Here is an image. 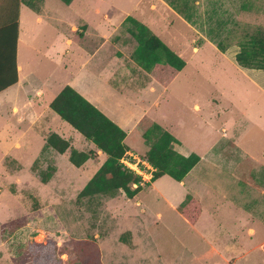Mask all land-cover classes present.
<instances>
[{"label": "rangeland", "instance_id": "374dc122", "mask_svg": "<svg viewBox=\"0 0 264 264\" xmlns=\"http://www.w3.org/2000/svg\"><path fill=\"white\" fill-rule=\"evenodd\" d=\"M103 1L105 5L110 3L109 0ZM128 1L115 0L114 3L123 10H129L136 1ZM213 1L198 0V5L190 10V15L194 16L199 9L206 8L205 18L201 17L204 26L200 31L209 40L197 38L183 26L178 28L181 38L175 45L168 42L170 34L169 39L165 37L163 42L176 54L183 55L182 59L188 65L173 82L170 89L173 99L168 103L159 101L161 108L171 110L166 118L168 122L157 119L153 123L163 129H173L172 136L191 148L192 143H199L190 133L194 130L190 120L199 114L207 121V126L196 118L194 121L196 132H200L202 138L207 131L209 135L205 139L212 142L216 139L214 143L219 147L233 141L231 132L225 127V119L232 111L225 108L226 93L228 86L240 83V76L210 49L209 44L218 47V44L237 43L249 36L264 38V0H217L224 7L227 5L228 9L219 14L208 9L210 5L213 7ZM88 2L92 6L91 3L98 0H72L68 5L60 0H43V6L48 11L45 15L43 13L42 20L47 18V26L43 27V44L39 48L43 51L45 46H50L56 29L80 28L88 21ZM149 3L150 0H141L136 10L142 9V14L135 13L134 7L129 20L149 18ZM241 4L245 6L244 12L239 9ZM93 19L96 21L97 17ZM190 21L194 24L192 19ZM127 23L113 35L111 42L119 39V47L125 42H132L131 54L137 41L122 34L128 25L130 29V22ZM131 27L137 32L135 25ZM146 29L152 35L156 33L155 26ZM105 32L109 34L110 31ZM185 41L187 48L183 43ZM193 45L198 46V55L192 54ZM90 51L77 41L63 57L22 49L20 62L25 73L29 74L28 85L0 94V264H226L221 259L226 256L224 245L239 243V240V244L248 241L244 240L246 234L232 236V230L235 231L234 217L238 215L246 220L248 213L254 226L264 219V196H260L256 188L245 192L242 198L237 194L229 198L220 196L222 192L229 191L231 185L226 172L205 176L202 174L204 170H198L197 174L192 171L184 179L183 187L170 177L163 176L153 184L144 182L132 199H127L121 191L113 197L77 198L104 157L89 159L77 168L66 155H59L49 148L46 139L51 133L71 138V145L73 143L79 152H88L93 147L90 141L62 121L49 108V103L70 79L86 73L84 62ZM107 52L105 65L101 68L107 73L103 94L107 91L112 96L104 98L103 102L109 111L122 112L129 106L134 107V101L140 103L144 98L138 97L135 88L127 87L132 81L134 84L139 80L135 86L142 84L144 77L135 71L137 63L133 58L110 62ZM181 84L190 86L192 92L188 93L201 94L203 103L210 95L216 96L218 115L210 120L209 110L198 113L184 108L178 99L181 98L180 93H186L179 87ZM195 85L199 91H193ZM41 88L44 92L42 97H38ZM140 104L145 106V103ZM13 107H16V113L12 111ZM139 134V129L131 130L125 144L141 156L150 149L153 141L145 140ZM205 139H202L201 145ZM82 141L88 146L80 147L78 143ZM197 175L204 186L201 182L196 183ZM261 177L264 179V171ZM185 191L198 198L202 206V214L195 227L190 226L170 205H175ZM211 191L218 194L212 198ZM216 207L217 215L214 214L213 218Z\"/></svg>", "mask_w": 264, "mask_h": 264}, {"label": "crops", "instance_id": "0c3cea01", "mask_svg": "<svg viewBox=\"0 0 264 264\" xmlns=\"http://www.w3.org/2000/svg\"><path fill=\"white\" fill-rule=\"evenodd\" d=\"M42 1L43 0H35L34 8H31L27 6V0H0V59L5 57V62L10 56L11 49V20L14 17L15 10H17V36L15 50L17 82L14 85L6 88L0 94L4 92H10L11 90L19 88L20 86L28 85L29 74L25 73L23 69L24 65L20 62L22 49H27L30 53H43L45 55L54 54L63 57L65 54H68L70 48L74 44V41H77L80 42L84 48L91 49L87 60L84 62L86 65V73L82 74L80 77L79 75L74 76L72 79H70V81H68V85L66 86L73 88L77 93H79L83 98L90 102L95 108H97L102 114H104L109 120H111L125 132L126 136L124 139V145L126 147L127 145L125 144V141L131 130L139 129V135L142 136L143 129L140 128L139 123L143 118H148L151 122H157V119L168 122L166 118L167 115L171 113V110L168 107L161 108L159 101H162V103H168L173 99V96L170 92L171 87L174 85L173 82L178 79V77H180L182 71L185 70L188 65L187 61L182 59L184 58L183 55L176 54L169 48L168 49L170 51L175 53L184 61L185 65L171 81V83H169L166 87L159 85L146 70L134 62L136 64L135 71H138L144 77V79L142 84L135 86L139 80L134 84L132 81L130 85H127V87L129 89L135 88L134 90L137 91L139 98H142L141 96L144 97L141 99L140 103H145V106H140V103L134 101V107L130 108L129 106L128 108L121 110L122 112H117L114 110L109 111L103 102L104 98L112 96V94L108 93L107 91L103 94V92L106 90L103 85H107V80L105 79V75L107 73H104L105 69H101L105 65V53L108 50L107 53L109 55L110 62L113 59H132L133 52L136 50L137 45H133L132 53L130 54L129 50L133 44L132 42H125L121 47H119V45H117L119 39H113L112 42L111 39L113 38V35L124 25L129 24L125 20L131 16L130 14L132 11L134 12V7L135 13L138 15L142 14V9L139 11L136 10V8H139L138 4L141 2V0H135V6L129 10H123L121 6H118L114 3L115 0H109L110 3L108 5H105L103 0H98L97 3L92 2V6H89L88 2V10H90L88 13L89 17L87 18L88 21L84 22L80 28L71 26L69 30L67 28L61 29V31L56 29V36L52 42H49L51 43L50 46H45L43 51L39 47L41 44H43L41 33L43 27L47 26V18L44 17L43 21L42 15L43 13L44 15L47 14L48 10L43 6ZM132 1L134 0H129L128 2L131 3ZM150 2L151 3L148 5L150 17H146L145 20H143L144 22L138 19L134 20L147 27L149 30L151 29V26H155L156 33L153 31L152 32L155 33L154 35H156V37L162 43L164 42L165 37H168L169 39L170 34L171 38L168 40V42L171 41L169 44L175 45V42L181 38V30L178 28H182L183 26L191 30V32L197 38L204 40L207 39L203 35L202 31H200L204 26V21H202L201 17L205 18L204 12L206 8H202V10H200L197 7L199 9L198 13L194 16L192 14L190 15L191 8L198 5V0H150ZM189 3H191L190 6H188ZM208 9L218 14L224 13L228 10L227 5L224 7L222 2L219 3L217 0L213 1V7L210 5L208 6ZM239 9L244 12L245 9L243 8V4L239 6ZM91 16L94 18L97 17V20L95 21ZM190 18L194 24H191ZM127 29H129V25L125 28L126 31H123L122 34L125 33V35L132 37L128 33ZM108 30L110 31L109 34H106L105 31ZM176 36H178L177 39ZM183 43L187 48L188 43L186 41ZM195 43L197 44L198 42L196 41ZM209 45H211L209 46L210 49L216 55H219V57L231 68H233V71L237 75L240 76V83L234 86H228L226 93L227 99L225 108L228 111L232 109V111H230L225 119V127L231 132L233 141L227 143L225 146L221 145L219 147V144L214 143L216 139H214L213 142L211 139H205V137L209 135L207 131H205L204 137L202 138V134L200 135V132H196V125L194 124V121L196 118L199 123L203 122L206 126L207 121L203 120L201 114H199L190 120L194 126V130L190 133L192 134L193 139L198 141L199 145L192 143L193 148H191V146L187 143L179 141L176 137H174L178 143L174 144L173 148L177 153L183 156L196 154L199 157V162L186 177H188L192 171H195L197 174L198 170H204L202 174L205 176H214L215 174H213V172L218 174L226 172L225 175L228 176L227 178L231 185L229 187V191L227 190L225 193L222 192V195L219 194L222 198H229L231 195L235 194L242 198V195H245V192L249 193L251 188H256L255 190L258 192V194L260 196H264V179L261 177L262 172L264 171V71L248 69L239 66L235 60V56L239 52V47L235 42L228 44L225 47V51L219 50L215 44L213 45L211 43ZM121 48H123V51H121ZM114 51H116L115 55H113ZM191 52L194 55H198V46L193 45ZM7 69L8 68L5 65L6 81L9 79V72ZM178 84L175 85L176 88ZM179 87H181L183 91L186 90V93H180L181 98H178L184 108L191 109L192 111L198 113L209 110L210 120L218 115L219 103L216 101V96L213 97L210 95L209 99L203 103L201 94L196 95L195 93H188L192 92V90L189 88L190 86L181 84ZM196 87L197 86L195 85V89L193 90L194 92H196V90L199 91L196 89ZM61 90L62 88L57 92L55 90L56 95ZM38 91L41 93H38V97H42L44 92L43 88ZM56 95H54L53 99ZM147 95L148 97L146 98L145 96ZM147 99H150L148 100L149 102L146 101ZM16 110V107H13L12 111H15L16 113ZM234 112L236 113L235 115ZM164 130L171 134L173 129L166 127ZM63 139H68V142L71 145V138ZM202 139H205L203 145H201ZM77 142H79V140H77ZM239 142H241V144H239ZM83 143L86 142L82 141L78 144L80 147L85 145L88 146L87 144L84 145ZM202 146H204V148ZM72 148L75 149L74 145ZM89 151L95 152V157L93 159L103 156V162L105 161L106 156L100 151L96 150L94 145ZM127 152L135 151L128 148ZM184 179L182 182H179L181 187L184 186ZM195 180L197 184L198 182H201L198 175L195 176ZM153 183L155 182H152V184ZM200 184L204 186L202 182ZM211 192L213 193L212 198H214V194H218L217 191ZM187 195L190 194H187V191H185L179 197L180 199L175 205H170L178 212V206L183 202ZM192 197L197 199L200 203L198 198L195 196ZM227 203L230 202L227 201ZM213 211V216L214 214L217 215L218 207H216V209ZM239 211L240 210L238 209V212ZM201 214L202 206L199 218ZM182 218L186 221L184 217ZM213 218H215V216ZM249 219L250 215L248 213L246 220H244L243 217H238V215L234 217L235 231L232 230V236L242 237L243 234H246L244 240L248 239V241L243 242V244H239L241 243L239 240L237 241L239 243H228L224 245L226 256H222L221 259L226 264H237L238 262H242V264H264V219L257 221L256 226L251 225ZM197 222L194 225H191L188 222L187 223L190 226L195 227Z\"/></svg>", "mask_w": 264, "mask_h": 264}, {"label": "trees", "instance_id": "16d2710c", "mask_svg": "<svg viewBox=\"0 0 264 264\" xmlns=\"http://www.w3.org/2000/svg\"><path fill=\"white\" fill-rule=\"evenodd\" d=\"M60 1L68 5L72 0ZM34 2L35 0H27V6L34 8ZM243 8L245 9L244 4ZM16 21L17 10H15L11 20L10 56L6 62L5 57L0 59V93L17 82ZM125 21L130 22L131 26L137 27V32L131 26V29H127L128 33L137 41V48L133 52L132 58L159 85L166 87L183 69L184 61L170 51L155 35H152L145 26L132 19L129 20V18ZM227 45L218 44V48L225 51ZM237 46L239 52L236 54L235 60L239 66L264 71L263 37L260 35L249 36L245 40L238 41ZM5 65L9 72L8 81L5 80ZM49 108L62 121L90 141L96 150L106 156L105 161L79 192L78 199L96 196L113 197L119 191L123 192L128 199H132L142 189L139 186L141 178L131 171L123 169L119 164V160L128 151L124 145L126 134L122 129L70 86L62 88L50 102ZM139 126L143 129L142 137L145 140L153 141L146 154L140 156L154 169L151 182L163 176H168L176 182H182L199 162V157L196 154L183 156L177 153L173 148V145L178 143L177 140L168 131L151 122L148 118H143ZM46 145L60 155H67L68 161L77 168L95 157L94 151L79 152L56 133L47 137ZM133 184L137 185L135 189L132 188ZM177 209L180 215L191 225L197 222L201 213L200 203L190 195L185 197ZM41 248L42 245L39 246V249ZM38 257L37 254L36 261Z\"/></svg>", "mask_w": 264, "mask_h": 264}, {"label": "built area", "instance_id": "2783aa9c", "mask_svg": "<svg viewBox=\"0 0 264 264\" xmlns=\"http://www.w3.org/2000/svg\"><path fill=\"white\" fill-rule=\"evenodd\" d=\"M119 164L123 169L129 170L134 175L141 178L139 186L142 187L146 181L151 182L152 172L154 169L138 154L134 152H126L125 155L119 160ZM132 187L135 189L137 185L133 184Z\"/></svg>", "mask_w": 264, "mask_h": 264}]
</instances>
